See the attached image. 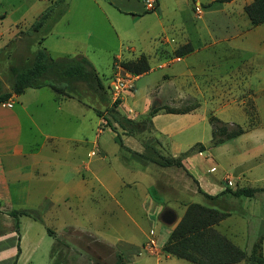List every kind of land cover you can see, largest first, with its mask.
<instances>
[{
    "label": "rangeland",
    "instance_id": "rangeland-1",
    "mask_svg": "<svg viewBox=\"0 0 264 264\" xmlns=\"http://www.w3.org/2000/svg\"><path fill=\"white\" fill-rule=\"evenodd\" d=\"M53 1L0 0V90L9 92L13 72L44 46L53 59L60 50L85 55L102 87L93 81L71 84L67 95L80 104L68 100L59 111L50 88L21 96L38 127L31 131L23 122L21 144L34 154L27 157L29 163L37 162L45 175L37 178L42 183L33 185L30 201L32 209L39 205L31 213L40 220L16 219L22 235L16 264H118L119 257L125 264H192L162 251L192 203L226 212L214 228L247 255L258 247L264 261V191L253 198L222 193L264 188V45L244 39L229 44L220 34L197 40L193 26L181 18L177 24L184 26L182 34L194 52L172 74L174 52L187 45L180 34L162 44L152 36L156 33H138L123 19L115 24V36L99 10L77 7L83 0H65L53 7L47 23L67 5L82 14L55 28L62 44L48 34L47 23L38 31L30 29ZM15 35L21 36L19 43L10 41ZM46 36V45H39ZM17 50L28 53L27 59L9 68ZM116 54L122 58L114 60ZM140 56L147 58L150 73L140 77L122 68ZM247 60L253 64L245 65ZM118 75L133 83L114 98L112 82ZM174 89L181 91L179 96H170ZM193 107L188 114L160 111L149 118L152 109ZM211 117L228 131L239 127L242 135L218 143ZM162 158H179L184 169L163 168ZM41 196H46L43 202ZM165 211L176 216L171 225L161 221ZM14 260L12 253L1 264Z\"/></svg>",
    "mask_w": 264,
    "mask_h": 264
},
{
    "label": "crops",
    "instance_id": "crops-1",
    "mask_svg": "<svg viewBox=\"0 0 264 264\" xmlns=\"http://www.w3.org/2000/svg\"><path fill=\"white\" fill-rule=\"evenodd\" d=\"M55 1L52 2V5ZM251 2L252 0H155V8L152 11H146L143 6V0H83V2L80 3L82 6L80 7L79 4L77 7H94L99 10L104 19L108 21L109 24L112 23L110 28L115 36H118L115 24L117 26L123 19H126L133 28L136 27L138 33L145 32L147 35L156 33L155 35H151L161 39L160 43L162 44H165L162 41H173V38L176 37L175 35L177 34H180L185 41L183 44H190L188 36L182 34L184 26L177 24L179 19L183 18L186 23L193 26L192 29L197 34V40H200V37L213 39L215 37L213 34H220V39L225 42H234L244 39V41H251L255 45L257 43V45H264V23L258 26H251L244 12V7ZM48 7L50 6L46 8ZM81 14V11H71L70 5H67V9L63 12L56 13V15H59L56 20L47 23L48 17L44 22V24H48L46 29L48 34H50V36H55L57 40L63 44L65 40L61 36L60 31H57L55 28H57L59 23L63 20H66L65 23L67 24L69 21L73 20L72 18H78ZM13 38H11L10 41L14 40L15 43H19L21 40V36L19 35H15ZM167 38L170 39L168 40ZM46 40L47 36L41 40L39 45H46ZM44 49L51 57L50 49L47 46H44ZM128 51L133 52L132 49ZM193 52L194 50L185 56L175 57L173 59L174 67L170 70L172 74H175L174 71H177L174 69L176 64L182 63V61ZM55 53H57L55 59L82 56L88 60L85 55L81 54H65L66 52H61V50ZM14 54H16L15 60L10 59L8 63L9 68H11L12 64H15V62H25L28 56V53L23 54L19 50ZM12 57L13 56H11V58ZM119 58H122L119 54L114 56V60ZM174 60L179 61L177 62ZM245 62V65L251 66L253 64V60H247ZM89 63L92 65L90 61ZM187 69L188 68H186V70ZM151 71L152 68L150 67L147 73ZM41 89H37L36 91ZM28 90L34 89H27L21 95L12 96L6 103L0 104V264L7 255L13 253V257H15L17 246L22 239L19 229V220L16 221L15 218L10 216V213L12 211L22 210L32 212L33 209L39 208L38 205L36 208L33 207L32 209L30 201L33 197V185L35 183H42L37 180L39 178L42 179L45 175L44 171H39L36 168V165H39L37 162L29 163V158L27 157L30 155L34 156V154H27L28 152L23 149L21 144L23 122H26L25 125L28 126L31 131L34 127L38 129L33 116L27 112V105L21 99V96ZM180 92L181 91L174 89V91L170 93V96L177 97ZM186 98H190V95L185 94V99ZM68 100H74L80 104L75 98H64L57 101L54 96L53 103L55 104V110H61V106L68 102ZM186 101L188 102L189 100L186 99ZM44 136L47 139H52L48 134ZM31 161H34V159ZM39 198L43 202L46 196H41ZM9 264H11V262H9Z\"/></svg>",
    "mask_w": 264,
    "mask_h": 264
},
{
    "label": "trees",
    "instance_id": "trees-1",
    "mask_svg": "<svg viewBox=\"0 0 264 264\" xmlns=\"http://www.w3.org/2000/svg\"><path fill=\"white\" fill-rule=\"evenodd\" d=\"M64 1L56 0L52 6L41 13L30 29L38 31L51 14L53 7ZM244 12L251 26H258L264 23V0H252L249 5L244 7ZM192 51V46L187 44L177 49L174 55L175 57H182ZM122 68L135 76H140L149 71L145 56H140L134 62L123 63ZM91 81L102 87L100 78L86 58L76 56L52 59L46 50L41 47L33 54L32 60L27 66L13 72L10 91L2 92L0 90V104L6 103L12 96L21 95L27 89L37 90L46 87L53 91L57 101L64 98H72L67 95V90L71 84ZM195 109L196 107L179 111L157 108L150 111L149 118L154 117L160 111H163L164 114L184 115ZM97 115L102 117L99 112H97ZM209 120L213 126L212 136L219 137L218 143H221L223 139L236 138L243 133L239 127L232 131H228L225 127H218L216 125L218 120L215 117H211ZM106 123L109 124L110 130L115 133L110 123L108 121ZM145 124L147 128H150V119L145 121ZM115 140H117L122 149L130 151L123 146L118 136L115 137ZM159 165L163 168L184 169L182 160L179 158H162ZM263 191L264 188H242L235 191L225 189L222 193H231L234 197L253 198L256 193ZM204 196L211 200L216 198L205 193ZM10 216L15 219L18 216H26L34 220H40V218L34 217L31 212L25 210L12 211ZM226 216L227 213L224 211L196 203L189 204L178 223L169 233L166 242L162 246V251L169 256L192 264H238L243 261L247 264H264L263 256L258 247L252 249L250 255H247L245 250L234 245L214 228ZM254 252H258L257 255ZM19 255L20 248L18 246L17 254L12 264H16ZM119 259L118 264H125L121 257Z\"/></svg>",
    "mask_w": 264,
    "mask_h": 264
},
{
    "label": "built area",
    "instance_id": "built-area-1",
    "mask_svg": "<svg viewBox=\"0 0 264 264\" xmlns=\"http://www.w3.org/2000/svg\"><path fill=\"white\" fill-rule=\"evenodd\" d=\"M143 6L146 11H152L155 8V0H143ZM133 81L129 76L121 77L118 75L112 82V94L117 98L124 90L132 87Z\"/></svg>",
    "mask_w": 264,
    "mask_h": 264
},
{
    "label": "water",
    "instance_id": "water-1",
    "mask_svg": "<svg viewBox=\"0 0 264 264\" xmlns=\"http://www.w3.org/2000/svg\"><path fill=\"white\" fill-rule=\"evenodd\" d=\"M176 219V216L174 215L173 212L171 211H165L162 215H161V221L166 224V225H171L172 223H174Z\"/></svg>",
    "mask_w": 264,
    "mask_h": 264
},
{
    "label": "bare ground",
    "instance_id": "bare-ground-1",
    "mask_svg": "<svg viewBox=\"0 0 264 264\" xmlns=\"http://www.w3.org/2000/svg\"><path fill=\"white\" fill-rule=\"evenodd\" d=\"M204 179V178H203ZM208 183V182H207ZM209 184V183H208ZM212 185V184H211ZM204 188V187H203ZM205 190V189H204ZM216 192V191H215Z\"/></svg>",
    "mask_w": 264,
    "mask_h": 264
}]
</instances>
